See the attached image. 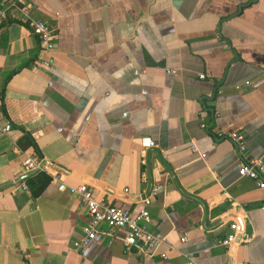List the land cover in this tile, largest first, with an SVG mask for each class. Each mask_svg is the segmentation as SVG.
<instances>
[{
  "label": "crops",
  "instance_id": "1",
  "mask_svg": "<svg viewBox=\"0 0 264 264\" xmlns=\"http://www.w3.org/2000/svg\"><path fill=\"white\" fill-rule=\"evenodd\" d=\"M15 2L57 48L38 67L25 23L0 22V264H264V191L239 176L264 157V0ZM234 131L242 157L208 138ZM31 153L60 177L38 197L18 181ZM61 183L133 214L163 185L149 228L168 259L127 251L123 230L75 250L89 219ZM234 222L248 240L224 246Z\"/></svg>",
  "mask_w": 264,
  "mask_h": 264
},
{
  "label": "built area",
  "instance_id": "2",
  "mask_svg": "<svg viewBox=\"0 0 264 264\" xmlns=\"http://www.w3.org/2000/svg\"><path fill=\"white\" fill-rule=\"evenodd\" d=\"M14 20H21L25 23L31 33L39 42L41 59L37 66L49 68L51 66L50 55L56 50L57 32L45 21L33 18L27 4L13 3L11 7H6L0 3V22L8 23ZM201 79H205L206 75H201ZM204 129L206 125H202ZM12 126L7 124L0 125V135L7 134L11 131ZM212 141L230 140L238 147V153L242 157L246 151L244 144V135L239 131L231 133L218 132L208 137ZM143 146L147 149L155 146L151 139H144ZM239 167V176L247 178L255 182L257 187L264 191V157L254 159H242ZM24 171L26 174L31 172H46L49 166L44 165L32 153L26 154L23 161ZM53 180H59V175L51 176ZM28 189L27 186H25ZM60 191H68L75 195L87 210L89 222L83 228V237L73 243V248L77 251L87 248L99 235L113 238L114 232L117 230L124 231L122 244L127 251L137 250L144 258H153L159 255L161 241L157 235L150 230L152 223L151 213L149 211L153 201L163 190V185L153 187L143 198L144 207L136 214L131 210L111 204L106 200H97L94 197L93 190L87 184H80L77 187H69L64 183L60 184ZM127 191V190H126ZM233 231L226 239L222 241L224 246H231L240 242H246L248 235L241 229L237 222L231 225ZM181 242H187V237H182ZM162 259L167 260L165 253L159 255ZM189 264H195L193 256H190Z\"/></svg>",
  "mask_w": 264,
  "mask_h": 264
},
{
  "label": "trees",
  "instance_id": "3",
  "mask_svg": "<svg viewBox=\"0 0 264 264\" xmlns=\"http://www.w3.org/2000/svg\"><path fill=\"white\" fill-rule=\"evenodd\" d=\"M23 142L27 146H35L34 141L30 137L24 138ZM39 161H42L38 158ZM52 177L48 175L46 172L39 171L34 175L26 178L24 182L28 185L34 197L40 196L46 187L50 184Z\"/></svg>",
  "mask_w": 264,
  "mask_h": 264
},
{
  "label": "water",
  "instance_id": "4",
  "mask_svg": "<svg viewBox=\"0 0 264 264\" xmlns=\"http://www.w3.org/2000/svg\"><path fill=\"white\" fill-rule=\"evenodd\" d=\"M44 165L56 166V165H54L53 163H50V162H45ZM35 173H36V171L31 172V173H29V174H26V175L22 176L18 181L24 180V179H26V178H28V177L34 175Z\"/></svg>",
  "mask_w": 264,
  "mask_h": 264
}]
</instances>
